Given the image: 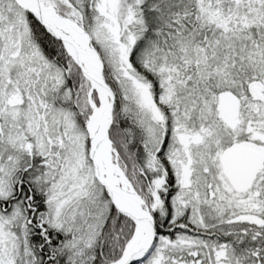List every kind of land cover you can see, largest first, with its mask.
Returning <instances> with one entry per match:
<instances>
[{"label": "snow or ice", "instance_id": "1", "mask_svg": "<svg viewBox=\"0 0 264 264\" xmlns=\"http://www.w3.org/2000/svg\"><path fill=\"white\" fill-rule=\"evenodd\" d=\"M0 264H264V0H0Z\"/></svg>", "mask_w": 264, "mask_h": 264}]
</instances>
